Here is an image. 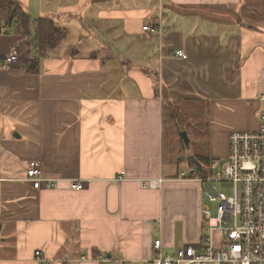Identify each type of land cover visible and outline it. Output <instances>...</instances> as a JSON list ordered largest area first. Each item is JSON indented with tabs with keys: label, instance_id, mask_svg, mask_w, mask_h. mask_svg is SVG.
Instances as JSON below:
<instances>
[{
	"label": "crops",
	"instance_id": "obj_1",
	"mask_svg": "<svg viewBox=\"0 0 264 264\" xmlns=\"http://www.w3.org/2000/svg\"><path fill=\"white\" fill-rule=\"evenodd\" d=\"M16 1L82 40L74 55L62 43L33 72L22 61L0 70V264H40L36 252L47 264H146L155 240L164 256L197 245L202 185L180 174L199 162L189 131L163 123L162 105L203 101L209 164L226 160L232 133L256 132L264 0ZM156 23L165 35L143 33ZM17 38H0L2 56ZM30 162L52 188H32Z\"/></svg>",
	"mask_w": 264,
	"mask_h": 264
},
{
	"label": "built area",
	"instance_id": "obj_2",
	"mask_svg": "<svg viewBox=\"0 0 264 264\" xmlns=\"http://www.w3.org/2000/svg\"><path fill=\"white\" fill-rule=\"evenodd\" d=\"M142 31L162 37L166 28L156 23L144 25ZM7 33L12 34L13 29L8 32L0 25V38ZM17 48L13 46L7 55L0 54V70L17 62ZM173 56L186 59L180 51ZM259 101L256 132L232 133L226 160L212 162L209 174L199 177L204 199L200 206L201 241L163 256L157 240L153 244L154 256L147 264H264V93ZM185 175L181 173V177ZM26 178L36 190L54 186L42 179L35 162L28 163ZM225 186L230 188V194ZM71 188L82 190L84 183L74 182ZM35 258L40 264H47L39 252Z\"/></svg>",
	"mask_w": 264,
	"mask_h": 264
},
{
	"label": "trees",
	"instance_id": "obj_3",
	"mask_svg": "<svg viewBox=\"0 0 264 264\" xmlns=\"http://www.w3.org/2000/svg\"><path fill=\"white\" fill-rule=\"evenodd\" d=\"M0 25L8 32L12 28L13 35L18 37L15 43L18 41L24 51L21 61L27 72L37 69L39 62L53 52L55 46L67 36L66 29L57 27L53 17L34 18L16 0H0ZM22 40L25 42H21ZM200 101L202 100H165L162 111L163 123H168L174 134L189 131V140L200 164L195 163L193 166L201 172L211 160L207 155V124L203 121L205 107L203 101ZM186 105H189V108L186 109ZM167 136L171 143L168 132ZM178 140L184 142L182 138Z\"/></svg>",
	"mask_w": 264,
	"mask_h": 264
},
{
	"label": "rangeland",
	"instance_id": "obj_4",
	"mask_svg": "<svg viewBox=\"0 0 264 264\" xmlns=\"http://www.w3.org/2000/svg\"><path fill=\"white\" fill-rule=\"evenodd\" d=\"M48 1V0H47ZM49 2H51V1H49ZM41 17V16H40ZM71 18L74 20V21H71L70 22V25H72L73 27H76V22H77V17H76V15H74V14H72L71 15ZM58 25H56L57 27H60V28H64V27H61V26H59V23H57ZM66 29V28H65ZM71 31H73V34H74V36H75V38H76V41L73 39V38H71V36H70V40H68V31H67V29H66V32H67V36H66V38L63 40V41H61L58 45H56L55 46V50H53V52L54 51H56V50H58L59 48H60V46L62 45V43H65V44H68V48H67V50H66V53H67V55H70V53L68 52L69 51V49H70V52H71V54L72 55H74L75 53H76V46H78V42H80V40H82V38H80L79 37V35L77 34L76 35V32L74 31V30H69V33L71 32ZM198 31V30H197ZM188 32V35H190L191 33H192V31H187ZM13 34V33H12ZM211 34V33H210ZM21 42H25L24 40H22ZM76 44V45H75ZM73 45H75V47H73ZM13 46H16V48H17V46H18V48H17V52H18V60H17V62H20L21 61V59L24 57V51L20 48V44H19V42L17 41V43L16 44H14ZM13 46H12V48H13ZM86 47H87V45H86ZM11 48V49H12ZM259 123V122H258ZM257 127L259 128V126L257 125ZM228 128H230V126H228V125H225V126H223V133H222V139L220 140L221 142V147L219 148V151H218V154H219V156H221V154H225L224 153V148H223V145L226 147V149H227V145H228V139H227V137H225V133H226V129H228ZM223 144V145H222ZM186 154H190V150L188 151V152H186ZM209 154H210V156H214V154H213V150H211V152L209 151ZM163 155L165 156V158L166 159H168L169 160V162H170V152L169 151H167V150H165V151H163ZM184 156H185V154H181V155H179L177 158L179 159V160H184ZM215 158H217L218 160L217 161H219V162H222L223 161V157H215ZM189 167H191V166H189ZM185 169V168H184ZM209 171V170H208ZM182 173H185L186 175L184 176V177H181V174H180V177L182 178V179H197L198 181H199V177H201L202 176V174H201V172L200 171H198L195 167H192V168H190L189 169V174L188 173H186V172H182ZM190 175H192V176H190ZM153 182H155V181H144V183H143V185L144 186H150V184L151 183H153ZM200 182V181H199ZM155 184H157V182H155ZM225 191H226V193L227 194H230L231 193V190H230V188H228V186H225V189H224ZM203 199V198H202ZM203 201H204V199L202 200V203H203ZM188 225H189V229L191 230L192 229V226H193V222H192V220H190V222L188 223ZM197 236H198V234H197V232L194 234V236L192 237V241H196V239H197ZM202 238V234L200 233V235H199V238ZM185 240V239H184ZM188 240H190V239H188ZM155 241H157V240H155ZM154 241V242H155ZM160 241V240H159ZM154 242H153V244H154ZM161 242V241H160ZM162 244V243H161ZM152 249H153V245H152ZM160 252H161V248H160ZM153 253H154V251H153ZM162 254V253H161ZM163 255V254H162ZM154 256V255H153ZM164 256V255H163ZM152 258V257H151ZM151 258H149V259H151ZM148 259V260H149ZM101 260H106V261H104V262H101ZM148 260H146V264H147V261ZM97 261L100 263V264H104V263H106L107 261H110L109 260V258H101V259H97ZM125 262L123 261V260H121V261H119V264H124Z\"/></svg>",
	"mask_w": 264,
	"mask_h": 264
},
{
	"label": "water",
	"instance_id": "obj_5",
	"mask_svg": "<svg viewBox=\"0 0 264 264\" xmlns=\"http://www.w3.org/2000/svg\"><path fill=\"white\" fill-rule=\"evenodd\" d=\"M181 135H182V137L184 139V142L187 143V138H186L185 133H182ZM191 162H192V158H189V162L188 163H191Z\"/></svg>",
	"mask_w": 264,
	"mask_h": 264
}]
</instances>
